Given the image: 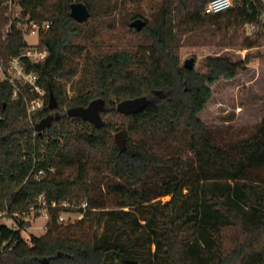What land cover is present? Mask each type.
I'll list each match as a JSON object with an SVG mask.
<instances>
[{"label":"trees","instance_id":"obj_1","mask_svg":"<svg viewBox=\"0 0 264 264\" xmlns=\"http://www.w3.org/2000/svg\"><path fill=\"white\" fill-rule=\"evenodd\" d=\"M77 1L96 16L95 0ZM209 1L162 0L154 22L146 20L140 31L146 44L92 54L79 42L86 22L70 15L75 0H21L52 20L41 36L50 55L34 67L47 101L35 123L51 111L50 86L60 116L36 131L25 120L26 102L12 100V87L0 80V212L24 213L44 194L51 213L47 232L29 241L22 236L29 223L21 221L19 229L0 224V264H264V119L247 135L233 137L232 127L199 116L212 97L210 85L245 71L254 55L239 61L208 56L206 73L187 69L179 55L185 32L174 23L186 11L191 29L212 27L222 34L219 46H234L238 29L257 22L263 8L243 0L242 6L206 14ZM136 17L143 16L131 19ZM5 23L0 15V56L26 46L19 31L2 40ZM258 41L256 36L244 43L254 47ZM80 71L76 95L68 98L61 79ZM141 96L149 103L139 112L117 110L119 101ZM99 97L106 100L102 116L118 114L121 126L109 117L99 128L64 110ZM121 129L125 150L112 133ZM92 169L107 173L105 189L91 179ZM39 170L44 174L35 178ZM165 196L171 198L162 202ZM75 200L87 204L79 208L83 217L60 223L59 212Z\"/></svg>","mask_w":264,"mask_h":264},{"label":"rangeland","instance_id":"obj_2","mask_svg":"<svg viewBox=\"0 0 264 264\" xmlns=\"http://www.w3.org/2000/svg\"><path fill=\"white\" fill-rule=\"evenodd\" d=\"M77 1V0H75ZM94 14L85 25L79 42L85 47V52L100 54L108 50L128 49L135 51L141 44H146L148 39L137 31L130 23L138 18L131 19L136 13L142 14V18L149 23H153L162 5V0H95ZM188 7V6H187ZM187 10V8H186ZM184 11V10H183ZM177 14L174 21L176 31H183L179 36L180 62L184 66L185 61L191 57L195 58V70L200 73H206L207 67L205 60L208 56H225L233 61L244 60L248 55H254L245 71L232 79H220L212 83V97L207 102L204 110L199 114L205 122L216 126H230L233 137L247 135L250 131L264 119V36L251 33L247 30L245 24L237 31V40L234 46L222 47L218 45L221 33L209 27L202 31L193 26L192 22L185 13ZM235 26L229 27V34L234 32ZM186 30V31H185ZM259 36L258 45L246 47L244 41L246 38H255ZM28 40L35 43L36 36H29ZM80 69L84 66V59L77 60ZM82 77V71L70 79H61L65 85V93L68 98L76 95L77 81ZM1 79V74H0ZM115 100V99H114ZM117 106V105H116ZM67 112L68 108L64 107ZM59 112L57 110L53 111ZM50 113V112H49ZM109 117L117 123V126L123 124L122 118L116 115H103V119ZM117 130H114L113 136ZM48 138V135H47ZM90 177L96 186L106 188V183L110 179L105 171L92 169ZM201 197V195H199ZM170 196L162 197V202L170 200ZM75 200L71 205L67 204L69 210L60 211V223L76 224L83 217L79 208H83ZM34 210L26 217L29 226L22 231V236L30 240L32 235L42 236L48 230V222L51 220L50 208L44 205H33ZM127 209V208H126ZM82 214V215H81ZM99 216V214H98ZM20 220L13 219L7 215H0V223L9 226L20 225ZM104 227L98 229L102 233ZM197 264V262H195Z\"/></svg>","mask_w":264,"mask_h":264},{"label":"built area","instance_id":"obj_3","mask_svg":"<svg viewBox=\"0 0 264 264\" xmlns=\"http://www.w3.org/2000/svg\"><path fill=\"white\" fill-rule=\"evenodd\" d=\"M250 1H259L263 10L257 22L245 23L246 29L251 30L249 32L251 33L250 35L261 34L264 36V0ZM242 2L243 0H231V6H229L227 0H210L204 12L206 14L220 13L235 5L242 6ZM39 14L40 8H37L36 13H33L21 0H0V15L6 20L1 30L2 40H6L12 32L19 31L23 34L24 41L26 42V46L21 48L17 54L0 56V80L7 82L12 87V100L23 99L26 102L27 113L25 120L30 124H35V113L43 110L47 105L46 90L41 82L40 74L34 67L37 64L45 63L50 55L48 47L41 43V36L49 31L52 26V20L42 18ZM32 35L37 37L35 43L28 40V37ZM50 170L54 169L51 168ZM42 174H44V171L39 170L38 173L34 174V177L39 178ZM38 204L48 208L44 194L39 197ZM52 206H56V203H53ZM86 206L87 204L83 203V209ZM34 208L31 206L24 213L9 214L8 212H0V215H7L16 220H20L19 217L23 216L21 220L25 221L28 220L26 216ZM60 219H63L62 216H60L59 221ZM9 227L19 229V225L17 224Z\"/></svg>","mask_w":264,"mask_h":264},{"label":"water","instance_id":"obj_4","mask_svg":"<svg viewBox=\"0 0 264 264\" xmlns=\"http://www.w3.org/2000/svg\"><path fill=\"white\" fill-rule=\"evenodd\" d=\"M71 17L80 23L86 22L91 17V11L87 4L81 1H75L70 5ZM147 21L144 18L138 17L134 19L130 26L137 31H141L146 25ZM184 67L187 69L195 68V58L191 57L185 61ZM158 93V92H156ZM149 103V99L145 96L127 98L117 103V110L123 114L137 113L142 110ZM49 108L55 109L59 106L52 87L49 89ZM106 100L102 97L93 99L88 105L74 106L67 110L69 117H79L85 121L94 124L97 127H103L106 121L103 119L102 112L105 111ZM58 114H48L35 123V130L42 132L53 125L54 120L58 119ZM114 141L121 150L126 149V135L125 130H117L114 134Z\"/></svg>","mask_w":264,"mask_h":264},{"label":"flooded vegetation","instance_id":"obj_5","mask_svg":"<svg viewBox=\"0 0 264 264\" xmlns=\"http://www.w3.org/2000/svg\"><path fill=\"white\" fill-rule=\"evenodd\" d=\"M158 94H161L160 92H158ZM50 109V108H49ZM56 109V108H55ZM55 109H50L51 111H50V113H48V114H58L59 115V112H53ZM47 114V115H48ZM60 116V115H59ZM55 121V120H54ZM54 123V122H53ZM45 130H47V129H45ZM45 130H43L42 132H44Z\"/></svg>","mask_w":264,"mask_h":264},{"label":"clouds","instance_id":"obj_6","mask_svg":"<svg viewBox=\"0 0 264 264\" xmlns=\"http://www.w3.org/2000/svg\"><path fill=\"white\" fill-rule=\"evenodd\" d=\"M229 6H231V0H227Z\"/></svg>","mask_w":264,"mask_h":264}]
</instances>
